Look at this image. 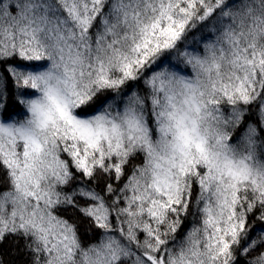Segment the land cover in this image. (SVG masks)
<instances>
[{
    "label": "snow or ice",
    "instance_id": "obj_1",
    "mask_svg": "<svg viewBox=\"0 0 264 264\" xmlns=\"http://www.w3.org/2000/svg\"><path fill=\"white\" fill-rule=\"evenodd\" d=\"M0 264H264V0H0Z\"/></svg>",
    "mask_w": 264,
    "mask_h": 264
}]
</instances>
